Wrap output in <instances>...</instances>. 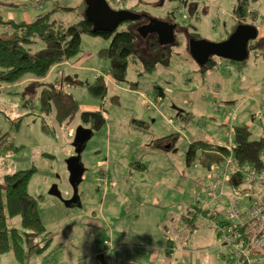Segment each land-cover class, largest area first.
Segmentation results:
<instances>
[{
    "label": "rangeland",
    "instance_id": "rangeland-1",
    "mask_svg": "<svg viewBox=\"0 0 264 264\" xmlns=\"http://www.w3.org/2000/svg\"><path fill=\"white\" fill-rule=\"evenodd\" d=\"M86 1L0 0V17L5 22H33L49 14L52 22L70 26L84 19ZM108 1L115 10L144 12L153 19L165 20L174 13L180 28L189 33L197 29L203 39L215 43L225 41L236 23L237 0H189L186 5L169 0ZM253 9L257 19L251 15L247 24L254 21L258 46L241 65L216 57L212 66L200 67L184 45L175 49L167 66L157 65L152 72L145 71L141 59L131 57L126 80L117 82L109 76L110 61L101 56L112 39L83 35L80 64L73 58L57 65L45 81L60 85L79 104L80 114L62 125L54 111L42 110L43 87L32 74L17 83L0 82V177L34 171L28 190L39 202L50 235L23 238L25 263L11 251L1 255L0 264H96L98 255H104L105 264H159L150 256L161 249L167 259L169 239L173 264H236L230 245L223 243L225 227L222 234L219 231L226 207L208 200L218 175L203 165L201 152L191 165L186 153L195 141L224 143L225 133L237 126H249L254 139L264 134V0H257ZM126 29L124 24L118 31ZM5 30L10 29L0 23V35ZM145 40L142 49H148ZM44 47L37 39L32 51ZM99 77L105 78V97L89 90ZM84 112H102L106 121L82 153L86 172L78 208L66 206L49 191L57 184L65 200L74 195L66 161L75 155L74 136L84 125ZM165 137L169 138L164 147L156 144ZM168 141L174 150L165 149ZM206 149L208 155L216 151ZM136 163L145 169L136 168ZM245 188L241 184L239 190ZM230 191L228 186L226 192ZM237 196L243 197L240 192ZM196 208L206 214L199 211L192 227L184 215ZM8 228L24 232L21 217L13 218ZM48 238L52 242L39 253ZM183 250L190 260L182 256ZM256 251V264H264V248Z\"/></svg>",
    "mask_w": 264,
    "mask_h": 264
},
{
    "label": "trees",
    "instance_id": "trees-1",
    "mask_svg": "<svg viewBox=\"0 0 264 264\" xmlns=\"http://www.w3.org/2000/svg\"><path fill=\"white\" fill-rule=\"evenodd\" d=\"M188 1L189 0H169V2H180L185 5ZM254 2H256V0H237L234 9V19L236 23L231 28L228 36L236 30L239 24L247 23V18L249 16L253 15L252 19H257V12L253 9ZM137 13L143 14L144 12ZM174 15V13L169 14L165 20L176 23ZM0 23L4 28L7 26L10 29L7 31L5 30L3 34L0 35V82L3 83H17L26 74H32L36 79H44L57 64H61L73 58L80 59L82 36L85 34L112 39L110 47L104 49L101 52V56L110 61L109 76L117 82H124L126 80L131 57L141 59L145 65V71L152 72L157 65L161 64L167 66L176 48L184 45L188 48L190 40L203 38L197 29H195L194 33H189L187 29L180 28L178 25L175 46H160L157 41V36L152 34L145 40L148 44V49L145 48V46V49H142L141 43L144 38L138 34L137 29L141 25L148 23V18L123 23L122 25L126 24L127 29L124 31L117 30L114 33L94 32L93 24L85 18L70 26L57 24L50 20L49 14L40 16L35 21L29 23L15 22L13 20L5 22L2 17H0ZM251 25H255L254 21ZM182 37L184 38L182 39ZM37 39H41L45 47L33 53L32 46ZM257 46V40L252 41L249 45V51H251L253 47L256 49ZM143 51H145L146 54L143 53L142 56ZM214 63L215 57L208 66H212ZM241 64L242 63L238 65ZM204 68L200 70L205 73L206 69L204 70ZM36 84L39 87H43L41 94L42 110L47 114H51L54 111L60 125L67 121L74 120V118L80 114L79 104L71 94H67L56 85H48L40 82H36ZM89 90L95 97H105L108 91L105 78L99 77L95 84L89 85ZM160 94L161 96H165L161 89ZM262 115H264V113H262ZM81 120L84 123L92 122L94 127L98 130L106 121L102 112H84L81 114ZM234 128L235 129L232 127V141L234 145L231 149L225 147L224 143L216 145L207 141H195L189 145L186 153L187 164H193L197 153L201 152L203 165L206 166L209 171H212V173L215 168H218L222 164V161L230 156L240 164H250L259 167L261 151L264 148V134L259 139H254L252 138L249 126H237ZM166 138L169 137L160 139L156 144L160 142L162 143L160 146L164 147L163 143L167 141ZM169 144L171 145L169 150H174V143L170 141ZM206 148L216 150L214 155H208L205 151L207 150ZM18 150H20V148H18ZM209 156H211V161H209ZM134 166L136 168L145 169L142 163H136ZM33 172L34 171H20L15 174L6 175L4 178L0 177V258L1 255L13 251L16 259L20 263H25L27 261V252L22 244L23 238L26 237L28 241H31V238H37L40 235L50 236L49 233H47V229L41 217L39 202L30 195L28 190L29 181ZM2 181L5 185L4 187L1 185ZM241 184L246 183L243 182L240 177H238L237 183V179L234 177L228 185H225V188L227 189L229 186L231 189L229 194L239 198L237 193L240 192L243 196L244 190L252 188L251 185H247V188L240 191ZM208 200L209 204H212L209 198V191ZM242 200L243 204H248L247 200ZM199 211L203 212L204 215L206 214V210L201 208H196L194 211L189 209L188 213L184 215L186 224L192 227L196 226ZM189 212H193V215L190 216ZM19 216L21 217V225L24 232L16 228H8L9 222L13 218ZM213 217L216 219V216ZM227 223L228 220L226 217V221L222 222L221 224L223 225L219 228L222 229L224 224ZM220 233L222 234L221 231ZM45 241L47 244L44 249L39 250V253L49 247L52 239L50 238L49 240L48 238V240ZM172 250L173 241L169 239L166 250V254L169 257L171 256ZM103 256L104 255H100L99 257L101 258L97 259L98 264H105ZM253 259L255 260V257H253Z\"/></svg>",
    "mask_w": 264,
    "mask_h": 264
},
{
    "label": "water",
    "instance_id": "water-1",
    "mask_svg": "<svg viewBox=\"0 0 264 264\" xmlns=\"http://www.w3.org/2000/svg\"><path fill=\"white\" fill-rule=\"evenodd\" d=\"M85 19L93 24L94 32H116L119 27L129 21H139L148 18V23L141 25L137 32L146 39L150 35L157 36L158 44L162 47L176 45V30L178 24L163 19L149 18L146 14L134 11L115 10L107 0H87ZM259 31L255 25L247 23L239 24L236 30L225 40L219 43L210 42L206 39H192L189 41V52L193 59L204 67L208 65L214 57L228 61L242 63L250 56L249 45L257 40ZM94 131L81 125L76 130L73 147L75 155L66 161L70 175V185L74 191L72 199L65 200L58 185L54 184L49 194L62 200L66 206H71L80 200L79 186L83 182L86 168L82 163V153L87 143L92 139ZM170 149L171 146L166 147ZM81 206V205H80Z\"/></svg>",
    "mask_w": 264,
    "mask_h": 264
},
{
    "label": "built area",
    "instance_id": "built-area-1",
    "mask_svg": "<svg viewBox=\"0 0 264 264\" xmlns=\"http://www.w3.org/2000/svg\"><path fill=\"white\" fill-rule=\"evenodd\" d=\"M263 113V112H262ZM233 132H226L224 146L231 149ZM218 180L214 189L209 190V198L212 204L226 207L227 224L224 244L230 245V254L236 264H256L253 257L264 247V148L260 155V166L240 164L232 156L222 161V164L215 168ZM242 179L251 189L244 190L243 200L236 198L226 192L225 185H228L233 178ZM231 185V184H230ZM234 188V187H232ZM233 190V189H232ZM219 231L223 233L222 229Z\"/></svg>",
    "mask_w": 264,
    "mask_h": 264
},
{
    "label": "crops",
    "instance_id": "crops-1",
    "mask_svg": "<svg viewBox=\"0 0 264 264\" xmlns=\"http://www.w3.org/2000/svg\"><path fill=\"white\" fill-rule=\"evenodd\" d=\"M257 1V0H256ZM255 3V2H254ZM253 3V4H254ZM254 6V5H253ZM29 23V22H28ZM72 60V59H71ZM76 60H78L76 63H75V65H78V64H80V62L83 60V59H76ZM67 63V61L66 62H63V63H61V64H57V65H62V64H66ZM56 65V66H57ZM55 67V66H54ZM53 67V68H54ZM52 68V69H53ZM51 69V70H52ZM49 75H50V73H49ZM49 75L47 76V77H45L44 79H37L38 81V83L40 82V83H44V84H46V79L49 77ZM36 79V78H35ZM56 86H59L60 87V85H56ZM208 142V141H207ZM165 149L166 150H169V149H167L166 147H165ZM172 240V239H171ZM168 244V243H167ZM110 245V244H109ZM166 250H167V247H166ZM166 250H165V254H166ZM152 253V252H151ZM164 254V253H163ZM164 254V256L168 259H164L163 258V256H162V253H161V249L160 250H156V252L154 253V254H152L150 257L151 258H153V262H159V264H173L172 262V259H173V257L175 256V252H174V249L172 250V252H171V256L169 257L167 254L165 255ZM94 255H95V252H94ZM93 255V256H94ZM99 256L100 255H98V256H96L95 257V260H96V264H98V258H99ZM184 258H186V259H188V260H190L191 258H190V255L189 254H187L184 250H183V255H182ZM161 261H163V262H161ZM80 264H82V263H80Z\"/></svg>",
    "mask_w": 264,
    "mask_h": 264
},
{
    "label": "flooded vegetation",
    "instance_id": "flooded-vegetation-1",
    "mask_svg": "<svg viewBox=\"0 0 264 264\" xmlns=\"http://www.w3.org/2000/svg\"><path fill=\"white\" fill-rule=\"evenodd\" d=\"M216 58V57H215ZM214 59V58H213ZM83 124L85 125V127L86 128H92V129H94L93 131L95 132V131H98V129H96L95 127H94V125H93V123L92 122H86V123H84L83 122ZM83 125V126H84ZM171 146V145H170ZM54 185V184H53ZM73 198V196L72 197H70V198H68L67 200H69V199H72ZM65 199V198H64ZM81 201L79 200L77 203H75V204H71V206H75V207H78V208H80L81 206Z\"/></svg>",
    "mask_w": 264,
    "mask_h": 264
}]
</instances>
